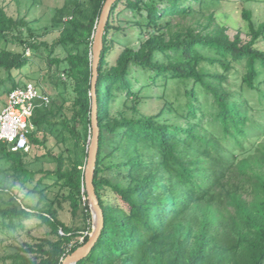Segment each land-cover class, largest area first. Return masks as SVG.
<instances>
[{
  "label": "trees",
  "instance_id": "obj_1",
  "mask_svg": "<svg viewBox=\"0 0 264 264\" xmlns=\"http://www.w3.org/2000/svg\"><path fill=\"white\" fill-rule=\"evenodd\" d=\"M106 2L65 0L52 19L59 36L50 44L0 1V42L23 49L0 50V70L9 75L0 81V98L21 87L12 72L28 66V51L63 54L50 64L58 69L54 92L38 81L51 103L34 113L30 151L0 144V234L25 230L34 218L46 228L9 256L13 264H63L89 241L93 44ZM221 2L113 6L96 85L94 187L104 229L78 264H264V22L243 9L249 30L231 35L209 11ZM171 84L174 101L155 92ZM38 163L56 167L35 169ZM52 187L60 191L51 198ZM32 194L37 204L28 202ZM65 202L82 224L60 219Z\"/></svg>",
  "mask_w": 264,
  "mask_h": 264
},
{
  "label": "rangeland",
  "instance_id": "obj_2",
  "mask_svg": "<svg viewBox=\"0 0 264 264\" xmlns=\"http://www.w3.org/2000/svg\"><path fill=\"white\" fill-rule=\"evenodd\" d=\"M3 4L5 10L11 16H23L29 22H32L31 28L32 34L39 36V40L42 42L53 43L55 39L59 36V28L53 29L52 19L56 15L57 9L64 5L65 0H0ZM247 9L252 12V18L256 24L264 22V0H223L221 4L213 5L209 11L216 12L217 21L229 28L231 35H234L238 30H242L243 36H246V32L249 30V24L246 19L242 16V10ZM133 29L131 31L132 36ZM31 33H25L28 36ZM124 42V38L122 40ZM136 38L132 39V44L135 45ZM8 48L16 51L22 52L21 47H16L14 45L8 44L6 42H0V50ZM27 56L30 59L28 66L21 71H13L12 78L15 82L19 83L21 86L27 83H35L38 85V81L41 82L44 88H49L48 90L52 93L53 89L51 85V77L53 74H58V69L56 65L51 64L53 57H63V54L58 50L53 56L49 57L48 51L44 48L40 49L38 52L34 53L31 51L27 52ZM8 73L4 70H0V81L5 80L8 77ZM8 88L11 87L10 83H7ZM42 87V88H43ZM41 88V89H42ZM3 90V89H2ZM155 92L163 94L167 92L170 99L174 101L177 98V87L175 84H171L168 89H155ZM97 96V94H96ZM65 97L67 95L65 94ZM8 96L3 95L0 98L1 109L5 107ZM6 101V102H5ZM156 109V106H154ZM55 151L60 152L59 147H55ZM34 154L41 156L43 150L34 149ZM48 164V163H46ZM36 164L35 169H41L43 167L47 169H55L56 165L53 164ZM3 177L4 175L1 174ZM51 183V182H50ZM51 191L48 192L49 197H54V195L59 192V187H52ZM59 190V191H58ZM28 202L37 204L39 202L38 196L30 195ZM63 209L59 211L60 219L70 227H77L82 224L83 218L80 213L78 217H74L70 207V203L65 202L63 204ZM40 221L37 218L27 221V229L25 230H6L0 234V264H13L12 258L9 256L19 252L20 248L23 247L24 243L35 242V237H44L46 228L39 226ZM6 232V233H5ZM31 256V255H29Z\"/></svg>",
  "mask_w": 264,
  "mask_h": 264
},
{
  "label": "water",
  "instance_id": "obj_3",
  "mask_svg": "<svg viewBox=\"0 0 264 264\" xmlns=\"http://www.w3.org/2000/svg\"><path fill=\"white\" fill-rule=\"evenodd\" d=\"M118 1L119 0H107L97 27L93 44V135L90 138L89 159L86 167V190L88 192V200L92 213L93 228L89 241L84 246L77 249L73 254L69 255L64 260L63 264H78L81 260L87 258L94 249L104 229V213L94 187V177L98 160L100 140V129L97 117L98 106L96 85L98 80L99 65L101 62V54L104 48L103 40L106 27L111 16L112 8Z\"/></svg>",
  "mask_w": 264,
  "mask_h": 264
},
{
  "label": "built area",
  "instance_id": "obj_4",
  "mask_svg": "<svg viewBox=\"0 0 264 264\" xmlns=\"http://www.w3.org/2000/svg\"><path fill=\"white\" fill-rule=\"evenodd\" d=\"M51 97L35 83H27L12 91L0 109V144L7 143L14 152H29L32 119L39 107H47Z\"/></svg>",
  "mask_w": 264,
  "mask_h": 264
}]
</instances>
